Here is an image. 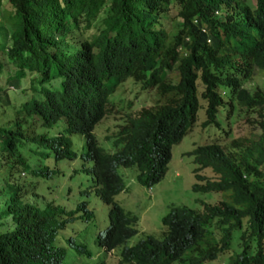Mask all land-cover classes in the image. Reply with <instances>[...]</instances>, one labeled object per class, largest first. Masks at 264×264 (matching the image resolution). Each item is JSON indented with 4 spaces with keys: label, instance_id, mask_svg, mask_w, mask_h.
Masks as SVG:
<instances>
[{
    "label": "trees",
    "instance_id": "trees-1",
    "mask_svg": "<svg viewBox=\"0 0 264 264\" xmlns=\"http://www.w3.org/2000/svg\"><path fill=\"white\" fill-rule=\"evenodd\" d=\"M7 2L10 29L6 33L0 25V76L2 53L12 66L4 80L8 85L17 87L18 78L33 75L31 95L16 104L0 85V103L12 109L0 123L5 171L0 179L6 184L0 186V264H40L54 246L55 232L67 220L60 215L71 209L51 201L39 205L20 191L28 188L23 181H10L20 171L22 180L34 182L61 173L51 160L75 157L71 132L82 135L81 158L90 163L79 169L109 205L108 225L96 242L104 250L121 246L119 262L205 264L226 251L233 230H239L241 248L224 264H264V87L250 90L241 82L264 73V0L252 6L245 0ZM167 16L169 22L163 21ZM52 78H58L57 87L45 86ZM126 79L153 89L156 100L126 113L113 132V150H105L92 129L106 114L109 95ZM200 100L201 127H218L217 111L224 104L226 115L238 104L253 124L251 137L210 141L188 151L195 163L191 189L228 191V197L199 200L200 209L170 205L160 219V236L146 233L122 246L136 233L137 217L114 200L123 188L116 166L135 167L136 181L146 187L157 182L171 145L194 123ZM57 120L62 125L56 133L38 130ZM206 167L211 175L200 172ZM76 206L86 213L83 201ZM212 222L219 232L216 244L203 247ZM51 264H58L57 258Z\"/></svg>",
    "mask_w": 264,
    "mask_h": 264
},
{
    "label": "rangeland",
    "instance_id": "rangeland-1",
    "mask_svg": "<svg viewBox=\"0 0 264 264\" xmlns=\"http://www.w3.org/2000/svg\"><path fill=\"white\" fill-rule=\"evenodd\" d=\"M0 25L7 31L9 23L7 20L8 11L10 5L7 0H0ZM245 3L252 6L254 0H245ZM173 12V9H171ZM100 11L96 17L98 21ZM170 16L164 17L163 21L169 22ZM90 29H93L91 27ZM3 32V31H2ZM1 60L3 62V68L0 76V85L6 87L8 94V102L18 103L20 100L29 97L31 95V77L32 73L27 72L20 78H18V86L8 85L4 80L5 76L12 72V66L8 61L4 53L1 54ZM12 79H16V76H12ZM58 78L52 80L53 83ZM242 85L253 90L255 86L264 87V73L255 72L242 79ZM37 87L38 85L35 84ZM223 93H226L224 90ZM37 92L35 91V96ZM111 104L106 111L103 118L100 119L93 127V133L97 142L105 150L106 148H112L111 139L113 138V132L118 124L122 123L125 114L128 112H135L141 106H148L155 102V94L153 89H141L137 82L132 79H126L119 83L115 90L109 95ZM225 99V98H224ZM201 106L198 107L195 115V121L191 128L181 137V139L173 143L170 147V157L166 164V169L163 176L154 184L149 187L139 184L135 179L136 169L135 167H123L118 166L116 171L121 175L123 181V188L121 191L115 194L114 199L120 204L125 211H130L136 215L137 220L134 224L137 232L127 239L125 245H130L134 241L143 237L144 234L150 233L154 236H160L162 231V225L160 222L161 216L168 210L170 205L184 204L195 209H200L201 204L199 200L205 202H215L221 198L228 197V191H208L198 192L191 189V184L194 181L192 168L195 166L193 161V155L188 154L194 146L210 141L227 142L231 137H238L242 134L248 135L249 131H252V123L246 120L242 109L238 104H233L231 111L227 113V105L219 106L217 111V117L219 119L218 127L214 125L200 126V121L204 118L203 101L200 100ZM9 105L0 103V123H4L7 117L5 112H11L12 109ZM4 113L2 114V110ZM242 111V112H241ZM226 112V113H225ZM253 115V113L251 114ZM61 127V126H60ZM40 130L46 129L49 134L56 133L59 128V123L56 121L50 127H39ZM251 128V129H250ZM250 129V130H249ZM73 148L76 152V156L73 159H60L57 161L51 160L52 164L57 163V168L61 173L54 175L52 179L47 182L27 181L22 180L25 172H20L18 176L14 175V179H11V183L20 185L21 181L27 185L28 188L23 191L24 196L36 201L37 204L42 205L47 201L59 203L65 209L74 207V204L86 199L84 201L92 212V219L85 222H79V228L82 226L79 236L75 234V230L72 227L67 226L61 232L64 235H69L74 238L82 239L86 248L90 251L91 255L87 256L84 252L80 254V257H85L87 263L93 264L96 261H104L105 264H116V260L119 256V250L121 246L106 252L95 242V234L98 230L103 233L105 224L107 222V210L108 205L102 202L93 192V187L90 186V178L79 168L83 163L84 166H88L89 162H84L81 158L84 152L83 137L78 132H71L69 134ZM251 137V136H250ZM50 162V160H47ZM205 175H211L209 168H203L200 170ZM5 173L4 169H0V177ZM35 183V184H33ZM33 184V185H32ZM0 186L6 187V184L0 179ZM31 186V187H29ZM6 189H4V192ZM77 222V221H76ZM239 230H233L230 244L226 251L220 252L214 259L205 261V264H224L228 256L233 252L238 251L241 248L239 239ZM219 235L218 229L215 228L213 222L208 227L206 233L202 238L201 246L205 247L207 244H216L217 236ZM59 244H65L61 239H57ZM75 253V252H74ZM68 263L82 264L75 261L71 255L66 260ZM170 264H182L174 261Z\"/></svg>",
    "mask_w": 264,
    "mask_h": 264
},
{
    "label": "clouds",
    "instance_id": "clouds-1",
    "mask_svg": "<svg viewBox=\"0 0 264 264\" xmlns=\"http://www.w3.org/2000/svg\"><path fill=\"white\" fill-rule=\"evenodd\" d=\"M55 78H52L50 82H47L45 84V86L49 87V86H54L57 87V81H55V83L52 82V80ZM57 122L59 123V128L56 130V132L61 128L60 126L62 125L61 122L59 120H57ZM54 124V123H53ZM52 124V125H53ZM41 127H46V126H41ZM38 130L40 132H48L46 129L44 130H40V128L38 127ZM93 131V130H92ZM49 133V132H48ZM98 143V142H97ZM99 145V144H98ZM100 146V145H99ZM106 150H113V146L112 148L108 149L106 148ZM76 156V155H75ZM118 166H116L117 168ZM124 167V166H123ZM115 168V169H116ZM23 172L24 171H20ZM19 172V173H20ZM117 172V171H116ZM118 173V172H117ZM119 174V173H118ZM120 175V174H119ZM121 176V175H120ZM122 179V178H121ZM123 182V181H122ZM124 186V185H123ZM89 187H93L90 183ZM122 190V189H121ZM120 190V191H121ZM21 191V190H20ZM93 192H94V187H93ZM118 193V192H117ZM94 194L98 197V195L94 192ZM115 196V195H114ZM3 197V196H2ZM99 198V197H98ZM100 199V198H99ZM86 199H82L81 201L77 202L74 204V207L66 209V210H70L71 209V213H69L68 215L66 213H62L60 215V217L63 219L64 217L67 218L65 224L63 227H60L56 230L54 238H53V244L54 246L52 247L51 251L47 253V255L42 259V261L40 262V264H51L52 260H55L57 258V263L58 264H74L73 262L68 263L66 260L68 259V256L71 255L73 257V259L75 261L81 262L82 264H89L87 263V260H85V257H80L81 253H85L87 256H90L91 253L90 251L86 248L84 241L81 239H75L74 236L71 237L69 235H64L63 232H61L62 230H64L67 226L74 228L75 230V234H77V237L80 234V231L82 229V227L80 229L79 228V222H83V225L85 224V222L89 221L92 219V212L91 210L85 206L86 208V213L83 210H78L77 208V204L81 203L82 201L84 202ZM101 200V199H100ZM115 200V199H114ZM102 201V200H101ZM116 201V200H115ZM1 202V199H0ZM52 202V201H51ZM103 202V201H102ZM55 203V202H53ZM105 203V202H104ZM59 204V203H57ZM108 205V204H107ZM173 205V204H172ZM109 207V205H108ZM65 209V208H64ZM130 212V211H128ZM131 213V212H130ZM77 221V222H76ZM108 225V210H107V222L105 224V227ZM105 229V228H104ZM137 232V231H136ZM103 233H101L100 230L97 231V233L95 234V242H96V238L97 236H102ZM132 236V235H131ZM57 239H61L65 242V244H59L60 242L57 241ZM125 242V241H124ZM124 242L121 244L122 246L124 245ZM97 244V242H96ZM79 246H82L83 248H79ZM97 246H99L100 248H102L100 245L97 244ZM75 247H78L75 248ZM58 248V249H57ZM115 248V247H114ZM112 248V249H114ZM122 248V247H121ZM120 248V250H121ZM60 249L63 250V252H60ZM103 249V248H102ZM110 249V250H112ZM104 250V249H103ZM110 250H104L106 252L110 251ZM119 250V251H120ZM75 252V253H74ZM89 252V253H88ZM59 254V255H58ZM119 258H121V256L119 255L117 260H116V264H132V262H128V261H121L119 262ZM174 262V261H173ZM172 263V262H171ZM93 264H105L104 261H96Z\"/></svg>",
    "mask_w": 264,
    "mask_h": 264
}]
</instances>
